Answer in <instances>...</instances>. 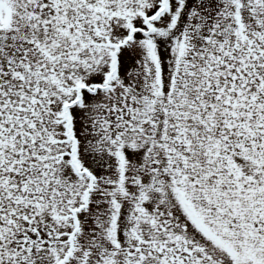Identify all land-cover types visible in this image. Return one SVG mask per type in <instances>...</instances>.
I'll use <instances>...</instances> for the list:
<instances>
[{"label":"snow or ice","instance_id":"obj_1","mask_svg":"<svg viewBox=\"0 0 264 264\" xmlns=\"http://www.w3.org/2000/svg\"><path fill=\"white\" fill-rule=\"evenodd\" d=\"M0 264H264V0H0Z\"/></svg>","mask_w":264,"mask_h":264}]
</instances>
